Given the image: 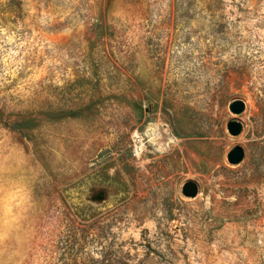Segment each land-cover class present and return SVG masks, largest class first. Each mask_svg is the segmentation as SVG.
Masks as SVG:
<instances>
[{
    "label": "rangeland",
    "instance_id": "obj_1",
    "mask_svg": "<svg viewBox=\"0 0 264 264\" xmlns=\"http://www.w3.org/2000/svg\"><path fill=\"white\" fill-rule=\"evenodd\" d=\"M0 264H264V0H0Z\"/></svg>",
    "mask_w": 264,
    "mask_h": 264
},
{
    "label": "water",
    "instance_id": "obj_2",
    "mask_svg": "<svg viewBox=\"0 0 264 264\" xmlns=\"http://www.w3.org/2000/svg\"><path fill=\"white\" fill-rule=\"evenodd\" d=\"M228 110L232 114H239L243 110V102L239 99H233L228 103ZM226 132L229 135L235 136L239 134L241 130V124L236 119L228 120L225 124ZM243 157V150L240 146L235 145L231 147L226 153H225V159L228 164H238ZM180 193L184 197L192 198L197 193V186L195 182L188 180L181 184L180 186Z\"/></svg>",
    "mask_w": 264,
    "mask_h": 264
},
{
    "label": "trees",
    "instance_id": "obj_3",
    "mask_svg": "<svg viewBox=\"0 0 264 264\" xmlns=\"http://www.w3.org/2000/svg\"><path fill=\"white\" fill-rule=\"evenodd\" d=\"M13 129H17L16 131H19V128L17 126H15V124L12 125Z\"/></svg>",
    "mask_w": 264,
    "mask_h": 264
}]
</instances>
